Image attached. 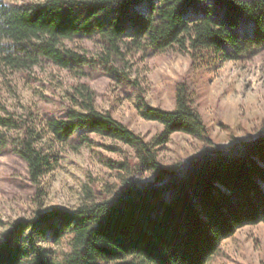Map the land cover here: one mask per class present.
Masks as SVG:
<instances>
[{"label": "trees", "instance_id": "trees-1", "mask_svg": "<svg viewBox=\"0 0 264 264\" xmlns=\"http://www.w3.org/2000/svg\"><path fill=\"white\" fill-rule=\"evenodd\" d=\"M79 40L96 42L97 58L69 46ZM262 50L264 0H45L23 9L0 0V67L17 71L46 60L76 78L93 69L116 76V65L136 52L187 54L194 68L209 55L239 61ZM72 101L80 110L49 123L55 138L78 135L85 145L95 135L130 148L136 162L111 164L125 177L111 198L14 225L0 243V264H211L238 230L264 224V137L241 144L237 154L161 165L158 152L174 134L212 144L187 84L177 86L173 111L139 108L144 120L162 126L151 141L98 112L90 86H74ZM41 140L27 122L0 117V154L13 148L35 182L50 166ZM145 174L154 183L140 188ZM49 237H71L61 261L40 245Z\"/></svg>", "mask_w": 264, "mask_h": 264}, {"label": "rangeland", "instance_id": "rangeland-1", "mask_svg": "<svg viewBox=\"0 0 264 264\" xmlns=\"http://www.w3.org/2000/svg\"><path fill=\"white\" fill-rule=\"evenodd\" d=\"M18 9L45 0H2ZM71 48L97 58L101 51L94 41H75ZM190 55L136 52L116 65V76L106 71L76 78L46 60L28 71L0 67V117H14L41 134L38 148L50 156L46 173L33 181L28 165L8 149L0 154V243L18 223L55 211L75 213L79 208L112 197L121 187L124 173L111 167L136 162L134 152L119 143L89 135L80 145L78 135L62 142L49 130L50 121H67L70 110H80L72 101L74 86L86 84L95 94L100 113L109 112L118 122L151 141L162 126L144 120L139 108L173 111L176 88L187 84L195 108L209 132L211 145L184 134H174L158 152L165 168H180L197 155L221 151L237 154L239 146L264 137V50L239 61H222L209 55L192 67ZM21 138L23 133H10ZM140 188L154 183L150 174L137 179ZM71 237L54 243L49 237L40 245L49 258L61 261L70 252ZM222 254L211 264H264V224L242 228L222 245Z\"/></svg>", "mask_w": 264, "mask_h": 264}]
</instances>
